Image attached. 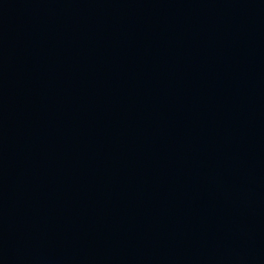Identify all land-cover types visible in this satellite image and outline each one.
I'll use <instances>...</instances> for the list:
<instances>
[{"label": "water", "instance_id": "water-1", "mask_svg": "<svg viewBox=\"0 0 264 264\" xmlns=\"http://www.w3.org/2000/svg\"><path fill=\"white\" fill-rule=\"evenodd\" d=\"M0 264H264V0H0Z\"/></svg>", "mask_w": 264, "mask_h": 264}]
</instances>
